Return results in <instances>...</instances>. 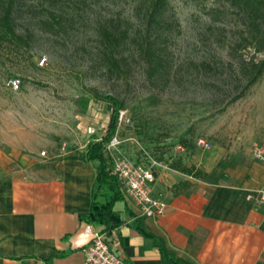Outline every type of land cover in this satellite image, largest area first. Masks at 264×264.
Listing matches in <instances>:
<instances>
[{
    "label": "rangeland",
    "instance_id": "obj_1",
    "mask_svg": "<svg viewBox=\"0 0 264 264\" xmlns=\"http://www.w3.org/2000/svg\"><path fill=\"white\" fill-rule=\"evenodd\" d=\"M8 2L0 0V17ZM138 2L11 0L18 35H0V137L39 141L48 157L79 154L105 133L111 112L105 96L116 95L129 119L123 136H135L160 165L199 163L218 149L224 164L254 158V145L264 144V74L232 100L244 86L236 62L253 53L232 49L245 29L241 15L226 0H170L171 32L159 46L165 73L152 77L132 45L120 48L122 74L112 73L103 64L99 24L114 17L135 28ZM202 60L206 66L197 64ZM13 76L21 79L14 91ZM203 137L212 147L196 143ZM122 145L131 158L140 157L138 145Z\"/></svg>",
    "mask_w": 264,
    "mask_h": 264
},
{
    "label": "crops",
    "instance_id": "obj_2",
    "mask_svg": "<svg viewBox=\"0 0 264 264\" xmlns=\"http://www.w3.org/2000/svg\"><path fill=\"white\" fill-rule=\"evenodd\" d=\"M34 142L0 137V264H84L92 230L127 264H171L138 224L191 264H264V215L253 197L264 164L253 157L228 165L222 149L212 150L195 162L205 178L161 164L153 188L168 203L163 216L141 215L124 195L114 207L124 222L104 230L86 219L98 162L42 156Z\"/></svg>",
    "mask_w": 264,
    "mask_h": 264
},
{
    "label": "trees",
    "instance_id": "obj_3",
    "mask_svg": "<svg viewBox=\"0 0 264 264\" xmlns=\"http://www.w3.org/2000/svg\"><path fill=\"white\" fill-rule=\"evenodd\" d=\"M232 9L238 11L242 17V25L245 26L243 33L237 39L232 49L240 47L244 49L251 47L253 53L250 56L242 54L237 62L236 69L241 76L244 86L238 91L232 100L239 99L246 94V91L254 85L264 74V57L257 58L259 52H264V0H226ZM13 4L11 0L4 9L0 17V35L3 38L17 36L13 19ZM170 10V0H139L135 5L136 27H125L118 18H105L99 24L102 42L107 48L104 51L102 59L106 69L112 73L122 74L124 53L120 48L132 45L135 47V53L140 57L143 54L148 64V72L152 77L162 76L165 72V57L161 48V38L171 32V20L168 14ZM139 18V19H138ZM145 32V34H143ZM142 34V35H141ZM139 37L141 38L139 40ZM231 52V51H230ZM232 53V52H231ZM233 54V53H232ZM206 66V61L197 63ZM105 100L110 105V120L105 133L101 139H90L86 149L79 153V157L85 161H97L96 180L93 188L91 200V212L86 218L87 221L104 225V230L118 227L124 222V219L118 214L114 207L115 203L122 200L124 194L120 188V181L117 175L112 171L113 160L104 150V144L116 133L118 126L119 112L125 108L126 103L118 96L106 95ZM184 145H188L185 139H180ZM162 156L158 157L161 160ZM170 168L178 169L183 173L191 174L197 178H205L208 172L203 171L195 164H186L183 160L169 163ZM156 173V172H155ZM182 187L187 186V182L181 183ZM140 232L148 237H153L154 241L160 247L163 256L171 264H191L189 261L176 257L165 246L164 240L147 232L139 224L136 225Z\"/></svg>",
    "mask_w": 264,
    "mask_h": 264
},
{
    "label": "built area",
    "instance_id": "obj_4",
    "mask_svg": "<svg viewBox=\"0 0 264 264\" xmlns=\"http://www.w3.org/2000/svg\"><path fill=\"white\" fill-rule=\"evenodd\" d=\"M8 85L14 90H18L21 85V79L13 76L8 80ZM118 126L116 133L104 144V150L111 160H113L112 171L120 181V188L125 196L130 198L140 209L141 215L145 217H161L166 211L167 202L163 197L155 194L153 183L156 179V167L160 165L142 145L139 140L131 135L123 136L122 124L129 121L123 109L119 112ZM138 145L141 149L140 157L131 158L123 150V143ZM196 143L202 148L212 147L207 139L198 138ZM46 150L41 152L45 156ZM252 154L254 158L260 163L264 164V144L257 143L253 147ZM262 185L257 189L253 195L257 203V208L264 215V180ZM86 229L91 231L89 224ZM93 233L91 241L84 247L85 258L84 264H127L125 259L115 253L109 246L105 234L92 230Z\"/></svg>",
    "mask_w": 264,
    "mask_h": 264
}]
</instances>
